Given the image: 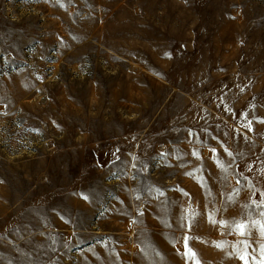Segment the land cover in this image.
<instances>
[{"label": "rangeland", "instance_id": "rangeland-1", "mask_svg": "<svg viewBox=\"0 0 264 264\" xmlns=\"http://www.w3.org/2000/svg\"><path fill=\"white\" fill-rule=\"evenodd\" d=\"M262 194L264 0H0V264H262Z\"/></svg>", "mask_w": 264, "mask_h": 264}, {"label": "snow or ice", "instance_id": "snow-or-ice-1", "mask_svg": "<svg viewBox=\"0 0 264 264\" xmlns=\"http://www.w3.org/2000/svg\"><path fill=\"white\" fill-rule=\"evenodd\" d=\"M194 155H195V153H194ZM221 167H222V165H221ZM188 175H192V174L188 173ZM262 195H264V194H262ZM261 203L264 204V201H262ZM262 215H264V213H262ZM212 222L215 223V221H212ZM256 223H258V222H256ZM247 227L248 226L243 224V223H237L235 225V227L233 228V231L238 233L241 236H244V235H246ZM260 233H261V236L264 237V225H260ZM217 247H223V244H218ZM185 249H186L185 255H187L189 258H194L195 253H193L191 251V249L188 248L186 242H185ZM261 255H262V257H264V244H262V246H261ZM240 259H242L244 261V264H248L247 259L244 255H241ZM262 264H264V262H262Z\"/></svg>", "mask_w": 264, "mask_h": 264}]
</instances>
